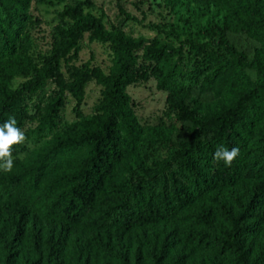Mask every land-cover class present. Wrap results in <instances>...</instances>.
<instances>
[{"label": "trees", "instance_id": "1", "mask_svg": "<svg viewBox=\"0 0 264 264\" xmlns=\"http://www.w3.org/2000/svg\"><path fill=\"white\" fill-rule=\"evenodd\" d=\"M31 1L0 0V124L14 117L33 146L14 145L0 170V264H264V0L163 1L219 17L208 42L188 44L202 79L187 88L175 83L183 48L80 7L64 8L69 24L40 54ZM84 40L105 47L104 69L76 65ZM136 80L167 93L169 125L139 124ZM47 81L57 91L31 118ZM89 82L95 112L60 125L66 94L78 108ZM220 146L239 148L231 167L213 159Z\"/></svg>", "mask_w": 264, "mask_h": 264}, {"label": "rangeland", "instance_id": "2", "mask_svg": "<svg viewBox=\"0 0 264 264\" xmlns=\"http://www.w3.org/2000/svg\"><path fill=\"white\" fill-rule=\"evenodd\" d=\"M164 0H63L61 4L55 1L50 3L41 0H32L29 7V15L34 22L31 38L35 51L43 54L49 50L54 38V29L58 26H67L69 20L61 18L65 7H80L83 14H90L103 19L108 25L120 29L131 38H141L149 41L155 39L159 44L171 47L174 50L183 48L180 59L179 75L176 77L177 86L192 87L200 82L202 75L196 73L195 58L189 49V43L202 45L208 42L205 32L211 23H219V17L210 12L202 15L194 11L192 6L176 7L168 9L164 6ZM221 54L222 51H219ZM108 53L104 46L84 40V45L78 54L76 65L90 63V67L104 69L107 65ZM204 67H199L202 71ZM64 78L67 77L65 69H61ZM22 80L16 79L11 88H15ZM56 86L47 81L42 92L27 101V112L31 118L36 117L45 103L54 93ZM126 94L134 105V115L142 127L163 125L171 123L172 115H168L165 104V92L155 89V81L146 83L136 80L126 88ZM99 99V88L89 82L84 89L82 104L75 108L72 98L66 94L65 103L59 114V124L67 125L75 122L76 112L80 118H88L95 112ZM35 121L26 123L24 129H32ZM28 149L33 146L25 141L22 144ZM164 157V154H161ZM151 164V162H150Z\"/></svg>", "mask_w": 264, "mask_h": 264}, {"label": "clouds", "instance_id": "3", "mask_svg": "<svg viewBox=\"0 0 264 264\" xmlns=\"http://www.w3.org/2000/svg\"><path fill=\"white\" fill-rule=\"evenodd\" d=\"M24 132L17 127L14 117H9L7 121L0 124V170L5 172L13 168V146H19L26 141ZM239 154V148L233 147L231 150L220 146L213 155L216 162L223 161L226 167H231L232 162Z\"/></svg>", "mask_w": 264, "mask_h": 264}]
</instances>
